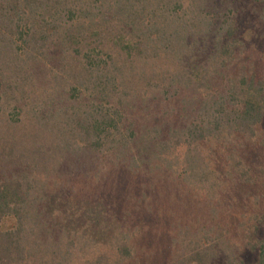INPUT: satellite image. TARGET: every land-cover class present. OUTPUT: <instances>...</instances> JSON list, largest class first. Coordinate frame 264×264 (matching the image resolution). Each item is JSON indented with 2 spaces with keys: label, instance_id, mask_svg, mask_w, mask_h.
Listing matches in <instances>:
<instances>
[{
  "label": "trees",
  "instance_id": "16d2710c",
  "mask_svg": "<svg viewBox=\"0 0 264 264\" xmlns=\"http://www.w3.org/2000/svg\"><path fill=\"white\" fill-rule=\"evenodd\" d=\"M118 177L137 198L93 250L75 225ZM166 195L240 206V238L150 213ZM140 256L264 264V0H0V264Z\"/></svg>",
  "mask_w": 264,
  "mask_h": 264
},
{
  "label": "rangeland",
  "instance_id": "374dc122",
  "mask_svg": "<svg viewBox=\"0 0 264 264\" xmlns=\"http://www.w3.org/2000/svg\"><path fill=\"white\" fill-rule=\"evenodd\" d=\"M171 102V101H170ZM171 106L174 107L173 102L171 103ZM176 106V102H175ZM222 160H214V163L212 162V165L214 168H218L221 164ZM108 176L109 173H106ZM102 176V175H101ZM104 181V180H103ZM102 185H97V187H94L93 189L90 188L87 193L86 197L87 200L91 201L90 205L89 202H86V209L88 210V218H90V224L86 225L85 220L79 219L78 223H76L75 228L78 226L79 229L85 230L86 236L88 237L90 241V245L92 246V249L94 250L95 247H98V242L100 240H103L105 236L108 234V232H111L114 230L118 224L117 221L120 220L119 216L122 214V208L124 210H128V207H130L132 200L137 198L136 194H133L132 190L134 185H130L129 182H127L125 179L118 177L112 180L111 185H106L104 182H102ZM166 193L165 191H163ZM162 192V193H163ZM88 193L92 196V198L89 197ZM101 194V195H100ZM167 194V193H166ZM169 195H166V197H160L158 201H151V198L147 199L149 201L148 206L151 208L150 213L154 214L153 212H161L165 213L168 212L170 216H180L183 220H185V217H190L191 223L194 222L196 219H198V222L205 224L206 227L212 228V234L214 233H221V232H227L229 230L231 235H236L238 238H240V235L238 233H235L234 226L238 222V216H239V210L240 206H233L229 208L226 212L219 211L216 209V213L211 212V208L206 205L207 202L205 196L204 199L202 197H199L200 205L199 210L200 214H197V212H192L195 210V202L190 199V197L187 195L185 197H181L177 195V197H173L169 199ZM128 198V199H127ZM203 199V200H202ZM170 200V202H166ZM242 200V198H241ZM214 202H212L213 204ZM203 204V205H202ZM147 205V204H146ZM240 205L242 206L243 203L240 201ZM124 206V207H122ZM128 206V207H125ZM89 209H92L90 211ZM165 209V212H164ZM134 214V213H133ZM118 216V218H117ZM172 218V217H171ZM166 218L165 220H167ZM151 221L148 220V223ZM168 223L165 225L161 223L160 230H157V233H155V229L152 230L153 225H149L150 229L147 233V237H144L145 234L142 235V232L140 233V229H137V232L142 235L139 237H136L139 243L138 251L139 249L144 248L142 245L143 242L147 241V247L146 252L150 251V248L152 249L153 244L156 245L158 242L163 239V236L166 234V231L168 230L169 225V219L167 220ZM123 222V219L122 221ZM147 222V220H146ZM172 222H174V218H172ZM158 225V221L156 222ZM9 222H5V224L2 226L4 228L9 227ZM85 226H88L87 229L84 228ZM134 230L131 229V232ZM136 233V234H138ZM138 236V235H137ZM137 244V242H136ZM152 244V245H151ZM141 257V256H140ZM250 258L247 259V264H255L254 261L250 260ZM140 264H158V260L155 257H149V258H143L141 257Z\"/></svg>",
  "mask_w": 264,
  "mask_h": 264
}]
</instances>
